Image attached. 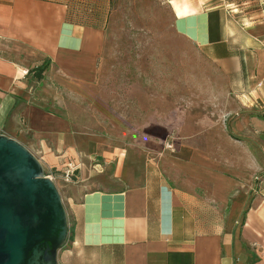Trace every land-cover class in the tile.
I'll return each instance as SVG.
<instances>
[{
  "label": "crops",
  "instance_id": "obj_1",
  "mask_svg": "<svg viewBox=\"0 0 264 264\" xmlns=\"http://www.w3.org/2000/svg\"><path fill=\"white\" fill-rule=\"evenodd\" d=\"M109 2L0 0V132L44 168L74 171L64 183L69 239L58 264H264V0H165L176 34L225 77L218 108L172 149L135 145L89 172L73 118L50 110L59 105L52 79L83 89L94 81ZM45 61L37 82L29 71ZM248 164L260 176L254 184Z\"/></svg>",
  "mask_w": 264,
  "mask_h": 264
},
{
  "label": "rangeland",
  "instance_id": "obj_2",
  "mask_svg": "<svg viewBox=\"0 0 264 264\" xmlns=\"http://www.w3.org/2000/svg\"><path fill=\"white\" fill-rule=\"evenodd\" d=\"M106 11L108 22L100 30L104 41L94 81L83 89L74 79L69 81L71 85L59 75L52 79L59 105L50 110L73 118L89 172L104 164L113 152L139 144L166 146L167 138L173 144L181 132L199 131L198 126L206 124L213 109L218 108L212 100L222 96L216 87L225 80L199 49L176 34L165 0H110ZM41 91L38 87L37 93ZM81 93L87 96L83 105ZM84 112L89 113V119L81 118ZM96 112L103 113L105 119L97 120L100 115ZM220 119L222 126L229 125L227 115H220ZM244 127L254 131L247 122ZM233 138L239 142L238 135ZM216 140L227 144L221 135ZM253 140L255 137H243V159L249 162L255 160V153L249 150ZM203 141L207 143L208 137L203 136ZM232 153L235 156L238 150ZM67 171L74 172L55 173L45 167L63 204ZM248 173L253 184L260 178L250 164Z\"/></svg>",
  "mask_w": 264,
  "mask_h": 264
},
{
  "label": "water",
  "instance_id": "obj_3",
  "mask_svg": "<svg viewBox=\"0 0 264 264\" xmlns=\"http://www.w3.org/2000/svg\"><path fill=\"white\" fill-rule=\"evenodd\" d=\"M68 239L56 183L27 147L0 132V264H58Z\"/></svg>",
  "mask_w": 264,
  "mask_h": 264
},
{
  "label": "trees",
  "instance_id": "obj_4",
  "mask_svg": "<svg viewBox=\"0 0 264 264\" xmlns=\"http://www.w3.org/2000/svg\"><path fill=\"white\" fill-rule=\"evenodd\" d=\"M50 69V62L45 61L42 65L33 70L29 71V75H32V78L37 81L41 82L44 79L46 72ZM73 179V178H72Z\"/></svg>",
  "mask_w": 264,
  "mask_h": 264
},
{
  "label": "built area",
  "instance_id": "obj_5",
  "mask_svg": "<svg viewBox=\"0 0 264 264\" xmlns=\"http://www.w3.org/2000/svg\"><path fill=\"white\" fill-rule=\"evenodd\" d=\"M166 147L167 148H169V149H172V147H173V144H171V143H167L166 144ZM65 177L67 178L66 180H67V182H70V180L72 179V177H73V172H71V171H67L66 173H65ZM52 179V178H51Z\"/></svg>",
  "mask_w": 264,
  "mask_h": 264
},
{
  "label": "bare ground",
  "instance_id": "obj_6",
  "mask_svg": "<svg viewBox=\"0 0 264 264\" xmlns=\"http://www.w3.org/2000/svg\"><path fill=\"white\" fill-rule=\"evenodd\" d=\"M180 12V11H179ZM182 15V14H181Z\"/></svg>",
  "mask_w": 264,
  "mask_h": 264
}]
</instances>
